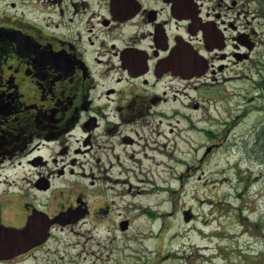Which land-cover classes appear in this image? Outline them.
<instances>
[{"label":"flooded vegetation","instance_id":"1","mask_svg":"<svg viewBox=\"0 0 264 264\" xmlns=\"http://www.w3.org/2000/svg\"><path fill=\"white\" fill-rule=\"evenodd\" d=\"M260 18L264 0H0V264H158L130 261L129 199L158 108L256 70Z\"/></svg>","mask_w":264,"mask_h":264},{"label":"rangeland","instance_id":"2","mask_svg":"<svg viewBox=\"0 0 264 264\" xmlns=\"http://www.w3.org/2000/svg\"><path fill=\"white\" fill-rule=\"evenodd\" d=\"M259 20L260 31L264 18ZM260 38L256 70H248L250 62L229 65L190 90L192 97L184 99L188 108L180 103L158 108V151L148 150L135 169L141 180L132 181L129 195L136 217L131 262L264 264V142L256 136L264 124V35ZM193 102L194 109L188 105ZM176 110L187 117L171 114ZM155 185L158 219L152 224ZM176 231L185 236L170 240Z\"/></svg>","mask_w":264,"mask_h":264},{"label":"bare ground","instance_id":"3","mask_svg":"<svg viewBox=\"0 0 264 264\" xmlns=\"http://www.w3.org/2000/svg\"><path fill=\"white\" fill-rule=\"evenodd\" d=\"M144 191H145V193H148L149 192V190H147V189H143ZM159 190L160 191H164L165 190V188L164 187H160L159 188ZM151 198H152V205H153V210H154V212H155V214H153L154 215V217H153V219H152V224H154V223H156V221H157V219H158V213L156 214V212L158 211V208H157V199H158V185H155V190H154V192L152 193V195H151ZM161 201V200H160ZM158 204H159V202H158ZM172 225V223H170V228L172 227L171 226ZM166 234V231H164L163 232V234H162V236H160V244H162V239H163V237H164V235ZM152 235H148V238L149 237H151ZM183 236H185V232L184 231H176V232H174L172 235H171V238H170V240H174L175 238H177V237H183ZM232 236H235V235H229L228 236V238H231ZM154 237L155 238H157V234H155L154 235ZM174 255L177 257V258H181V255L180 254H178V253H174Z\"/></svg>","mask_w":264,"mask_h":264},{"label":"water","instance_id":"4","mask_svg":"<svg viewBox=\"0 0 264 264\" xmlns=\"http://www.w3.org/2000/svg\"><path fill=\"white\" fill-rule=\"evenodd\" d=\"M195 60H196V57H195ZM189 66H190V64H189ZM189 66H187L186 69H188ZM194 66H195V70H194V71H196V62H195V64H194ZM192 69H193V68H192ZM207 149H209V147H208ZM183 215H184V220L188 221V220L191 218L192 213L190 212L189 209H187V210H185V211L183 212Z\"/></svg>","mask_w":264,"mask_h":264},{"label":"trees","instance_id":"5","mask_svg":"<svg viewBox=\"0 0 264 264\" xmlns=\"http://www.w3.org/2000/svg\"><path fill=\"white\" fill-rule=\"evenodd\" d=\"M256 136H257L258 141L263 140V142H264V124H262V126H261V128L258 131Z\"/></svg>","mask_w":264,"mask_h":264}]
</instances>
